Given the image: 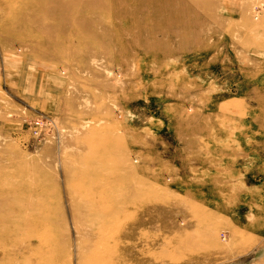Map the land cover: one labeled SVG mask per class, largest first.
I'll list each match as a JSON object with an SVG mask.
<instances>
[{
    "label": "rangeland",
    "instance_id": "1",
    "mask_svg": "<svg viewBox=\"0 0 264 264\" xmlns=\"http://www.w3.org/2000/svg\"><path fill=\"white\" fill-rule=\"evenodd\" d=\"M0 264H264V0H0Z\"/></svg>",
    "mask_w": 264,
    "mask_h": 264
},
{
    "label": "built area",
    "instance_id": "2",
    "mask_svg": "<svg viewBox=\"0 0 264 264\" xmlns=\"http://www.w3.org/2000/svg\"><path fill=\"white\" fill-rule=\"evenodd\" d=\"M36 126H37V130H44L45 128L48 127L47 125H42L41 123H37V122H36ZM37 133H38V131H37Z\"/></svg>",
    "mask_w": 264,
    "mask_h": 264
}]
</instances>
